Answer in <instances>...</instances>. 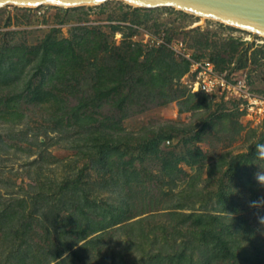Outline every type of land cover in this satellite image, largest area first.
Instances as JSON below:
<instances>
[{
    "label": "rangeland",
    "instance_id": "1",
    "mask_svg": "<svg viewBox=\"0 0 264 264\" xmlns=\"http://www.w3.org/2000/svg\"><path fill=\"white\" fill-rule=\"evenodd\" d=\"M78 25L95 26L103 31L115 50L116 47L127 49V45L133 43L137 35V43L145 48L141 62H145L153 48L166 46L171 49L170 44L184 41L196 59L215 61L223 70L241 71L239 75H246L256 90H264V35L173 6L144 8L123 0L77 7L7 5L0 8V44L12 40L30 46L38 45L54 31L60 38L70 37L73 27ZM147 33L163 38L164 43L141 42ZM173 55L176 59H184ZM50 65L52 67V63ZM165 89L172 93L176 90V100L153 104L149 109L125 118L123 125L133 134L141 135L149 129H157L167 123L174 124L181 130L185 129L184 133L179 132L178 137L162 142L161 147L165 151L172 149L181 152L187 145L198 147L202 154L199 162L193 165L180 162L184 172L167 174L155 183L132 181L130 185H124V180L118 176L121 178L118 179L119 184L106 188L102 183L104 173L93 168L89 157L84 156L82 151L71 149L67 140H59L57 144L48 146L58 140L60 134L47 130L53 124L40 119V111H26L27 116L22 119L16 117L7 120L0 117V215H3L0 217V264H13L22 256L30 258L35 254L43 255L40 251L48 247L64 248L67 237L55 232L50 234L48 229L35 223L44 219V225L49 224L53 217L45 219L40 214L47 213L54 204L55 210H61L59 218H68L79 198L73 197L72 192L64 194L62 199L52 196V193L65 180L79 177L82 182L89 183V198L97 199L102 205L105 203V209L123 204V196L127 194L129 210L123 214L124 217L134 215L127 222L142 221L135 224L133 229H124L120 223L104 230L101 237L97 236L98 233L93 234L72 249L63 250L61 257L51 264H133L143 258L145 252H160L162 259L158 258L157 263H172V260L166 259L168 253L188 243L189 235L185 232V226H181L183 233L168 226L169 211L175 210L176 204L182 202L186 204L184 212H213L217 205L213 196L222 184L225 188L232 187L236 200L249 201V204H245L247 210L244 214L248 215V221L256 222L264 242V224L258 219L264 216V208L250 207V201H259L264 197V187H260L254 179L261 162L254 156V162H242L233 180L228 175L223 176L236 157L242 154H251L253 157L256 145L264 144V122L256 124L243 118L231 101L209 97L204 99L201 95L192 97L184 89H179L176 79L168 81ZM197 103L199 106L193 107ZM207 123L212 124L205 129ZM198 132L201 138L192 139ZM187 139H191L189 144L185 143ZM42 153L51 156V162L48 163L46 159L42 161ZM218 159H222L223 163L213 169L209 177V166ZM156 162L151 168L158 174L162 163ZM247 165H250V169L245 170L244 166ZM107 175L110 177L111 174ZM192 180L195 190H201L202 193L198 196H181L183 189L189 190L188 184ZM40 191L44 198L41 196L36 201ZM37 208L41 212L36 211ZM32 211L36 213L32 215L27 231L30 241L19 249V253L13 254L10 249L18 245L15 234L20 227V216ZM9 212L15 214L11 221L7 218ZM115 213L111 219H118L121 210ZM84 221L85 224L96 226L93 220ZM86 241L90 243L82 246ZM191 245H188V253L193 256L192 262L204 264L200 244H193L192 248ZM241 245L248 250L247 240L244 239ZM75 251H79L78 255L73 253ZM175 262L182 264L178 259ZM34 264L37 262L34 261Z\"/></svg>",
    "mask_w": 264,
    "mask_h": 264
},
{
    "label": "trees",
    "instance_id": "2",
    "mask_svg": "<svg viewBox=\"0 0 264 264\" xmlns=\"http://www.w3.org/2000/svg\"><path fill=\"white\" fill-rule=\"evenodd\" d=\"M11 41L0 44V117L7 120L16 117L22 119L26 118V111H40V119L53 124L47 130L60 134L58 140L52 141L48 146L57 144L59 140H67L71 149L82 151L84 156L89 157L92 167L104 173L102 183L106 188L118 185V179L121 178L124 185H130L132 181L160 182L162 176L172 175L175 171L184 172L180 162L188 165L199 162L202 151L198 147L186 145L181 152L172 149L165 151L161 147L162 142L178 137L185 129L181 130L174 124L167 123L135 135L123 125L125 118L149 109L153 104L176 100V90L172 93L165 89L167 82L172 79H176L179 89H184L190 96L201 95L208 99L202 93L189 92L181 84L180 79L190 65L187 59H176L173 51L165 46L166 48L151 49L145 62H141L140 58L145 50L141 43L131 42L127 49L116 47L115 50L103 31L87 25L73 27L70 37L60 38L54 31L38 45ZM216 64L220 68L219 63ZM257 91L264 93V90ZM198 106V103L193 105ZM209 125L205 124L204 128ZM200 136V132L195 133L192 139L201 138ZM190 142L191 139L185 140L186 144ZM254 156L239 155V158L236 157L230 163L223 176L228 175L233 180L242 167V162L252 163ZM41 157L42 161L46 159L48 163L51 162V156L42 153ZM156 161L162 163L158 174L151 168ZM221 163L223 160L218 159L209 166V177L212 176V170L217 169ZM244 168L250 169V165ZM105 174L111 175L108 177ZM193 182L192 180L188 184V191H181V196H198L202 193L201 190H195ZM88 186L89 183L82 182L79 177L65 180L60 188L54 189V197L62 199L64 194L72 192L73 197L79 198L75 210L67 219L59 218L61 210H55L56 204L47 213L41 212L40 208L36 210L41 212L42 218L53 217L47 225H44V219L35 224L48 229L50 234L55 232L67 237L64 248L39 249L43 255L35 254L30 258L22 256L13 264H34V261L37 264H51L61 257L63 250L72 249L93 234L98 233L97 236L101 237L104 230L120 223L124 229H133L135 224L142 221L127 222L134 215L124 217L123 214L129 210L127 194L123 196V204L105 209V203L102 205L97 199L89 198ZM231 188H225L222 184L215 191L213 197L217 205L213 212H184L186 204L182 202L176 204L175 210L169 211L168 226H172L178 233L182 232L181 226H185V232L189 235L188 243L185 242L180 249L168 253L166 259L172 260L169 264H177L176 259L182 264H196L192 262V254L188 253V245L192 244V248L196 243L203 249L204 264H264V242L262 243L257 224L248 221V215L244 214L247 210L245 204H249V201L241 202L233 198ZM38 194L36 201L41 196L44 198L41 191ZM122 206L125 207L124 211ZM120 210L119 218L111 219ZM9 213L7 218L11 221L15 214ZM34 213L36 212L32 211L26 216L22 213L20 216V227L15 234L18 245L10 249L13 254L19 253V249L30 241L27 231ZM84 220H93L96 226L85 224ZM244 239L248 242V250L241 245ZM89 243L86 241L82 246ZM73 253L78 255L79 251ZM158 258L162 259L160 252H145V256L133 264H166L165 261L157 263Z\"/></svg>",
    "mask_w": 264,
    "mask_h": 264
},
{
    "label": "built area",
    "instance_id": "3",
    "mask_svg": "<svg viewBox=\"0 0 264 264\" xmlns=\"http://www.w3.org/2000/svg\"><path fill=\"white\" fill-rule=\"evenodd\" d=\"M136 36L133 44L139 42ZM155 41L159 45L164 43L163 38L153 37L150 33L141 42ZM169 46L177 57L187 59L190 63L180 79L189 92L202 93L214 100L231 101L243 118L256 124L264 122V93L257 91L246 75H239L241 71L222 70L209 59H196L184 41Z\"/></svg>",
    "mask_w": 264,
    "mask_h": 264
},
{
    "label": "water",
    "instance_id": "4",
    "mask_svg": "<svg viewBox=\"0 0 264 264\" xmlns=\"http://www.w3.org/2000/svg\"><path fill=\"white\" fill-rule=\"evenodd\" d=\"M108 0H0V8L7 5L38 7L52 4L77 7L98 5ZM139 7L173 6L200 16L217 19L264 35V0H123Z\"/></svg>",
    "mask_w": 264,
    "mask_h": 264
},
{
    "label": "clouds",
    "instance_id": "5",
    "mask_svg": "<svg viewBox=\"0 0 264 264\" xmlns=\"http://www.w3.org/2000/svg\"><path fill=\"white\" fill-rule=\"evenodd\" d=\"M207 92V89H204ZM255 159L260 161L258 164L259 170L254 173V179L260 187H264V144L256 145ZM250 207L253 208H264V197L259 201H252ZM261 224H264V216L258 217Z\"/></svg>",
    "mask_w": 264,
    "mask_h": 264
},
{
    "label": "bare ground",
    "instance_id": "6",
    "mask_svg": "<svg viewBox=\"0 0 264 264\" xmlns=\"http://www.w3.org/2000/svg\"><path fill=\"white\" fill-rule=\"evenodd\" d=\"M205 17V16H204Z\"/></svg>",
    "mask_w": 264,
    "mask_h": 264
}]
</instances>
